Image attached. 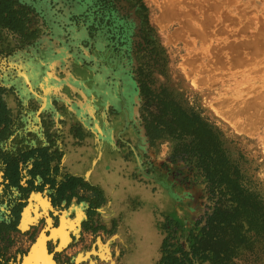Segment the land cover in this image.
<instances>
[{"label": "rangeland", "instance_id": "374dc122", "mask_svg": "<svg viewBox=\"0 0 264 264\" xmlns=\"http://www.w3.org/2000/svg\"><path fill=\"white\" fill-rule=\"evenodd\" d=\"M15 1L28 9L26 26L35 37L22 43L7 31L0 34L1 98L14 124L0 151L46 148L60 155L50 165L59 182L68 175L64 156L82 153L80 165H89L94 150L105 145V176L110 161L123 179L140 186L125 189L133 196L132 220L140 217L144 235L129 237V225L125 232L132 243H113L108 264H123L139 252L142 240L150 250L148 264H158L170 232V244L187 250L189 232L196 233L195 223L216 201L209 199L195 160L175 154L189 138H165L149 147L138 69H149L153 89H167L185 111L206 120L238 167L242 186L264 202V0ZM18 63L28 64L30 90L19 81L24 71ZM30 193L4 185L0 165V264H18L29 247L31 237L17 234L16 216ZM43 193L48 197L47 186ZM167 220L168 231L162 229ZM118 229L116 222L96 228L91 242L107 240ZM263 242L260 237L254 243L256 261L237 264H264Z\"/></svg>", "mask_w": 264, "mask_h": 264}, {"label": "trees", "instance_id": "16d2710c", "mask_svg": "<svg viewBox=\"0 0 264 264\" xmlns=\"http://www.w3.org/2000/svg\"><path fill=\"white\" fill-rule=\"evenodd\" d=\"M27 10L15 0H0V34L7 31L18 36L22 43L33 40L35 32L26 26ZM135 77L142 100L140 119L149 147L165 138L184 141L189 138L190 142H182L175 154L195 160L196 168L205 179L209 199H216L211 213L195 223L196 233L194 230L189 232L187 250L178 242L175 246L170 244L175 239L173 232L162 240L158 264H237L257 255L254 243L260 237L264 240V202L242 186L240 171L229 159L217 132L199 115L185 111L167 89H153L149 69H138ZM4 92L0 87V143L9 139L14 126L10 111L1 98ZM59 160L60 155L50 154L46 148L20 149L15 154L0 151L3 184L20 193H42L47 186L53 208L60 207L62 202L67 207L73 199L76 203L86 202L87 218L90 219L104 203L102 192L82 178L70 175L56 182L51 176L57 172L56 167L50 165ZM28 166L30 168L26 170ZM24 170L29 176L24 183L27 188L21 185ZM37 179L40 183L36 185ZM22 207L18 205L19 211ZM167 223L163 230L170 229V220ZM174 226L179 228L177 223ZM84 227L86 229V224Z\"/></svg>", "mask_w": 264, "mask_h": 264}, {"label": "crops", "instance_id": "0c3cea01", "mask_svg": "<svg viewBox=\"0 0 264 264\" xmlns=\"http://www.w3.org/2000/svg\"><path fill=\"white\" fill-rule=\"evenodd\" d=\"M82 160H83L82 153L75 151V152H72L71 154H67L66 156L63 157V160H62L63 170L66 172V174L70 176L82 178L89 185L98 187V189L103 194L104 203L95 211V215H93L90 219H88L87 218L88 203L86 202L76 203L75 200L73 199L67 207H64V202H62L60 204V207L53 208L51 206L49 198L43 192L42 193L31 192L28 196V199L24 207L21 208L18 214V225H17L18 233L17 234L21 235L22 237L23 236L25 237L27 235L31 237L29 247L27 251L20 257L18 264H22L24 259L27 256H29V252L30 250H32V246L36 244V242L40 239L41 236H43L46 239V241L44 242V247L46 249V252L51 255V258L55 264H68V263L77 264L76 258L79 255H85V253L87 254L92 251H97L99 249V247L97 246V243L98 242H100L101 244L105 243L106 240L102 241L100 239H97L96 241H94L93 242L94 244L91 242V239H92L91 236L94 235V232L96 233L95 231L96 228H101V230L102 228L108 229V227L111 226L113 222L114 223L116 222L117 229L118 228L128 229L129 224L131 223V220L133 218L129 210V204L133 200L132 198L133 196H132V193L130 194V191L128 192L127 189L125 188L132 187V189L134 188V190L137 189L138 191H140V186L136 185V183L132 182V180L129 182L126 180L127 178L123 179L122 173L118 172L120 168L117 166L116 169H113L112 168L113 165L109 161V166H108L109 173L108 174L110 176L108 178V187H110V189L106 190L107 188L103 186V183L101 181L93 182L85 178L84 174H82L81 172L74 170L76 168L75 167L76 165H80L82 163ZM86 162L87 161H85V163ZM131 183L133 184L131 185ZM134 190H131V191H134ZM35 195H38L40 199L42 198L43 200H47L48 205L50 207L48 206V209H46L47 211L45 210L44 213H41V208L37 207L36 209L39 214V217L35 219V221L31 222V224L29 223L26 226V228L23 230L22 228H20L22 225L21 221H22L23 215L26 212L30 204L34 205L35 201L34 199L32 200L31 198ZM119 200L122 202L121 207L116 206V205H120V203L118 202ZM110 204L111 205L113 204V206H110L109 209L105 210L106 206ZM117 207H120V208H117ZM76 209L79 210L81 219L78 222V225H77L78 227L76 226V222L72 224L71 229L73 230H71L70 227H68V229H66L65 227L64 232L68 234L69 242L62 247L60 246L61 245L60 239L58 238L54 239L55 236L51 237L52 231L58 230L60 228L62 224V220L73 222L77 215ZM103 210H105V213H106L105 216L108 218V219L107 218L105 219L107 220L102 219L101 212ZM27 212L31 219L35 217L33 208L28 209ZM47 220H49L50 223H48ZM91 221H92V224H91ZM85 224L87 226L86 229L84 227ZM89 224L92 227H90ZM74 230L78 231L77 234H74L73 232ZM116 232L117 230L108 237L109 239H113L114 244L115 243L121 244L123 247H127L132 243L130 239L127 237L128 236L127 232H123L121 234H118V232L117 233ZM129 237H131V235ZM109 250L111 252V259L113 260L114 258L113 250L114 249H113L112 244L109 247ZM137 253H135L134 256H131V255L128 256L125 259L123 264H125L126 262L130 263L131 259H133L137 255ZM98 258H99L98 256L96 257V256L91 255L89 256L88 261L81 262L79 264H91L90 263L91 260L93 264H108L109 263L106 261H101Z\"/></svg>", "mask_w": 264, "mask_h": 264}, {"label": "bare ground", "instance_id": "6f19581e", "mask_svg": "<svg viewBox=\"0 0 264 264\" xmlns=\"http://www.w3.org/2000/svg\"><path fill=\"white\" fill-rule=\"evenodd\" d=\"M18 65L20 66L19 68H23V71H24V73L20 72L21 74L18 76L20 78L19 81H22V83L24 84L23 86H28L29 87V85H30L31 88H32V84L30 83L31 73H28V64L23 66L22 64L18 63ZM29 90H30V87H29ZM43 101H44V99H43ZM103 142H105V141L103 140ZM104 147H105V145L104 146L103 145H99L94 150V152L91 155V161H90L89 165H85V166H83V164L82 165H78V166H75L76 168L74 170L78 171V172H81L82 174H84L85 178H87V179H89V180H91L93 182L101 181L103 183V186H105L107 188L106 190H108V189H110L108 187V176L107 177L105 176L104 170H103V166H105L103 164H105L106 161L108 160V158L106 160V156L107 155L105 156V148ZM164 198H165V195H164ZM31 199L32 200L34 199L35 203H34V205L30 204L28 206L26 212L23 215V218H22V221H21L22 225L20 227L23 230L26 228V226L29 223L31 224V222L35 221V219H37L39 217V214H38L37 209H36L37 207H40L41 208V213H44L45 210L48 209V206H49L48 205V201L47 200H43L42 198L40 199L38 195L33 196ZM110 206H113V204L112 205L110 204V205L106 206L105 210L109 209ZM167 207H170V206H167ZM30 208H33L34 213H35V217L33 219L30 218V216L28 215V212H27L28 209H30ZM105 210H103L101 212L102 219L107 218L105 216V214H106ZM146 210H147V208L145 209L144 212H146ZM76 212H77V215H76V218L74 219L73 222H71V221L68 222V221H63L62 220V224H61L60 228L58 230L52 231L51 237L55 236L54 239H56V238L60 239V241H61V245L60 246H62V247L69 242L68 234L66 232H64L65 227H66V229H68V227H70V229H71L72 228V224L76 222V226H77L78 222L81 219L80 212H79L78 209H76ZM31 217H33V216H31ZM107 219H105V220H107ZM139 219H140V217L135 218L129 224L131 226L130 235L131 236L134 235V238L137 237V238H140V239H144V235L141 233L142 231H141L140 222H139V224L137 222ZM47 221H48V223H50L49 220H47ZM189 221H190V219H189ZM187 224H188V222H187ZM71 230H73V229H71ZM125 231H126V229L119 228L117 232H118V234H121V233H123ZM73 232H74V234H77L78 231L74 230ZM118 234H117V236H118ZM146 238H148V237L146 236ZM45 241H46V239L43 236H41L40 239L36 242V244H34L32 246V250H30L29 256H27L24 259L22 264H55L54 261L51 258V255L46 252V249L44 247V242ZM144 241L142 240V244L144 246L142 245L141 247L139 246L140 248L138 247L139 248V252L137 253V255L133 259H131L130 263L126 262L125 264H148V259H149L148 255L150 254V250L148 249V245L147 244H146L147 249H145V244H144L145 242ZM111 244H113V239H109V238L105 241V243L101 244L100 242H98L97 246L99 247V249L97 251H92V252L87 253V254L85 253V255H79L76 258L77 264H79L81 262L88 261L89 256H91V255L96 256V257L98 256L99 257L98 259H100L101 261H106V262L110 261L111 260V252L109 250V247H110ZM90 263L93 264L92 260H91Z\"/></svg>", "mask_w": 264, "mask_h": 264}]
</instances>
